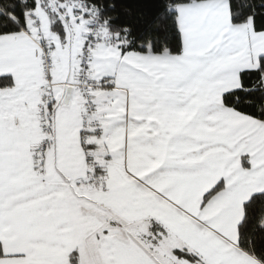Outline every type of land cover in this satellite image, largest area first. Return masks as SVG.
Masks as SVG:
<instances>
[{
  "label": "snow or ice",
  "instance_id": "snow-or-ice-1",
  "mask_svg": "<svg viewBox=\"0 0 264 264\" xmlns=\"http://www.w3.org/2000/svg\"><path fill=\"white\" fill-rule=\"evenodd\" d=\"M0 264H264V0H0Z\"/></svg>",
  "mask_w": 264,
  "mask_h": 264
}]
</instances>
